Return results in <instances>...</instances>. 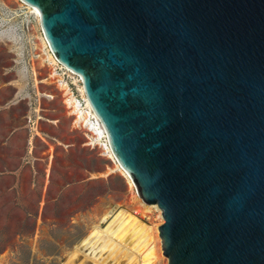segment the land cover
Instances as JSON below:
<instances>
[{
	"label": "water",
	"instance_id": "95a60500",
	"mask_svg": "<svg viewBox=\"0 0 264 264\" xmlns=\"http://www.w3.org/2000/svg\"><path fill=\"white\" fill-rule=\"evenodd\" d=\"M157 205L168 264H264V0H20Z\"/></svg>",
	"mask_w": 264,
	"mask_h": 264
},
{
	"label": "rangeland",
	"instance_id": "374dc122",
	"mask_svg": "<svg viewBox=\"0 0 264 264\" xmlns=\"http://www.w3.org/2000/svg\"><path fill=\"white\" fill-rule=\"evenodd\" d=\"M42 36L27 5L0 0V264H68L108 209L148 214L130 178L102 176L113 163L85 146L47 81ZM160 211L144 220L163 225ZM83 259L72 264H90Z\"/></svg>",
	"mask_w": 264,
	"mask_h": 264
},
{
	"label": "bare ground",
	"instance_id": "6f19581e",
	"mask_svg": "<svg viewBox=\"0 0 264 264\" xmlns=\"http://www.w3.org/2000/svg\"><path fill=\"white\" fill-rule=\"evenodd\" d=\"M29 9L39 19V11L33 7H29ZM41 41V50H43V48L48 46V43L44 36H42ZM76 127H78L77 122L74 123V128ZM90 129L96 131L94 126L90 127ZM99 133H97L96 142H92L89 145L91 147H99L102 156L113 162V166L107 167V171L102 176L109 177L120 173L128 177L113 154L104 151L105 143L100 140L101 136ZM131 186L133 187L132 183ZM141 205L148 214H150L153 207L158 209L157 206ZM130 207L121 205L108 209L100 223L95 225L89 235L75 247L69 257L68 264L75 263L81 258H84L90 264H160L161 260H163L158 229L160 226L147 223L144 218L148 214L133 211L131 209L133 206ZM102 223L106 225L105 228Z\"/></svg>",
	"mask_w": 264,
	"mask_h": 264
},
{
	"label": "built area",
	"instance_id": "2783aa9c",
	"mask_svg": "<svg viewBox=\"0 0 264 264\" xmlns=\"http://www.w3.org/2000/svg\"><path fill=\"white\" fill-rule=\"evenodd\" d=\"M36 56L37 59L41 61L43 68L48 69L47 80L58 90L64 108L72 118V123L74 124L77 122L78 127L75 129L84 135L86 140L85 146L92 149H98L102 155L99 147L90 146L92 142H96V138H98L97 133L100 131V140L105 143L104 151L113 154L103 125L86 97L81 78L76 73L62 65L55 58L49 46H46L43 50L39 51ZM93 126L96 128V131L90 129V127L92 128Z\"/></svg>",
	"mask_w": 264,
	"mask_h": 264
}]
</instances>
